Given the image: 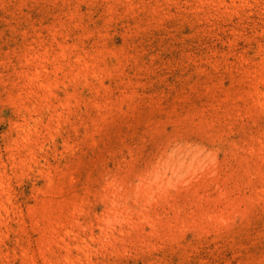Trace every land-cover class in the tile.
Segmentation results:
<instances>
[{
	"label": "rangeland",
	"instance_id": "374dc122",
	"mask_svg": "<svg viewBox=\"0 0 264 264\" xmlns=\"http://www.w3.org/2000/svg\"><path fill=\"white\" fill-rule=\"evenodd\" d=\"M0 264H264V0H0Z\"/></svg>",
	"mask_w": 264,
	"mask_h": 264
}]
</instances>
